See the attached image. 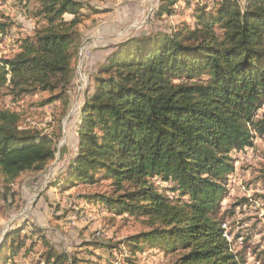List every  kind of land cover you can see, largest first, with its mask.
I'll return each mask as SVG.
<instances>
[{"label":"trees","instance_id":"16d2710c","mask_svg":"<svg viewBox=\"0 0 264 264\" xmlns=\"http://www.w3.org/2000/svg\"><path fill=\"white\" fill-rule=\"evenodd\" d=\"M182 1L161 0L155 15L177 13ZM184 2L182 10L194 7ZM25 8L38 25L13 57L0 58V90L13 100L46 95L39 108L68 104L80 27L86 11L96 9L80 0H26ZM194 12L193 26L131 39L107 58L81 112L68 179L50 188L107 183L110 191L91 202L98 198L109 211L141 217L150 228L129 239L132 256L153 247L182 251L178 264H246L223 238L219 211L235 170L232 157L252 147L255 134L264 136V121L256 120L264 105V0H221ZM5 27L0 23V35ZM21 122L20 113L0 110L5 186L24 173L44 172L56 159V141ZM19 236L7 235L0 264H14L23 251L27 238ZM43 242L46 264H81L46 237Z\"/></svg>","mask_w":264,"mask_h":264},{"label":"rangeland","instance_id":"374dc122","mask_svg":"<svg viewBox=\"0 0 264 264\" xmlns=\"http://www.w3.org/2000/svg\"><path fill=\"white\" fill-rule=\"evenodd\" d=\"M80 1L96 11H86L89 17L80 27L83 43L74 62L68 104L55 102L39 108L37 103L46 95L13 100L7 89L0 90V110L20 113L22 128L50 136L57 143L56 159L44 172L24 173L10 186L0 182V246L7 235L19 231V239L26 237L27 245L14 258V264H46L48 249L43 237L59 252L76 256L81 264L87 260L127 264L131 257L135 264H178L182 251L152 247L131 255L129 239L150 228L141 217L109 211L98 198L91 202L94 195L110 191L107 183L94 187L79 184L65 190L50 186L68 179L70 164L79 151L81 112L86 98L95 91V74L107 58L131 39L170 32L185 24L193 26L196 8L207 3L212 7L221 0H188L194 7L182 10L184 0L175 6L177 13L163 17L155 15L161 0ZM25 4L26 0H0V23L7 26L0 35V58L13 57L21 39L38 25V19L22 9ZM256 120L264 121V105ZM234 156L235 170L227 176L228 190L219 211L223 238L246 264H264V136L255 134L253 146ZM80 195L89 198L81 199ZM34 230L40 234L31 235Z\"/></svg>","mask_w":264,"mask_h":264},{"label":"built area","instance_id":"2783aa9c","mask_svg":"<svg viewBox=\"0 0 264 264\" xmlns=\"http://www.w3.org/2000/svg\"><path fill=\"white\" fill-rule=\"evenodd\" d=\"M226 236V235H225Z\"/></svg>","mask_w":264,"mask_h":264}]
</instances>
